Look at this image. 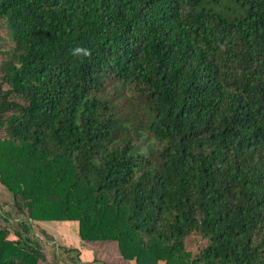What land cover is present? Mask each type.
I'll list each match as a JSON object with an SVG mask.
<instances>
[{
    "label": "trees",
    "instance_id": "obj_1",
    "mask_svg": "<svg viewBox=\"0 0 264 264\" xmlns=\"http://www.w3.org/2000/svg\"><path fill=\"white\" fill-rule=\"evenodd\" d=\"M0 42V264H264V0H0Z\"/></svg>",
    "mask_w": 264,
    "mask_h": 264
},
{
    "label": "rangeland",
    "instance_id": "obj_2",
    "mask_svg": "<svg viewBox=\"0 0 264 264\" xmlns=\"http://www.w3.org/2000/svg\"><path fill=\"white\" fill-rule=\"evenodd\" d=\"M5 35V34H4ZM3 35V36H4ZM7 43H9V42H0V45L4 48V47H7L8 46V44ZM1 59V58H0ZM1 194H2V196L4 197V198H6V194L4 193V192H0ZM90 246H92V245H90ZM93 247V249H91V250H93L92 252H91V250H90V253H88V256L89 257H91V256H93V255H97V257H99L100 258V256H102V259L103 260H105L106 262L108 261V259H110L111 257L113 258V259H116V256H113V254H111L110 255V253H112V251L110 252V250H107V247L108 246H106V245H104V246H92ZM104 251H106V253L104 252ZM93 253V254H92ZM105 254V255H104ZM115 254V253H114ZM111 256V257H110ZM104 261V262H105ZM109 262V261H108ZM117 264H123V262H122V260L121 261H118L117 262ZM128 264V263H127ZM132 264V263H131Z\"/></svg>",
    "mask_w": 264,
    "mask_h": 264
},
{
    "label": "crops",
    "instance_id": "obj_3",
    "mask_svg": "<svg viewBox=\"0 0 264 264\" xmlns=\"http://www.w3.org/2000/svg\"><path fill=\"white\" fill-rule=\"evenodd\" d=\"M111 251L113 252V249H111Z\"/></svg>",
    "mask_w": 264,
    "mask_h": 264
}]
</instances>
